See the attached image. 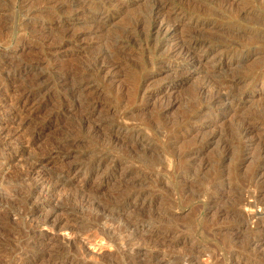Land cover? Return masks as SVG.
<instances>
[{
    "label": "rangeland",
    "instance_id": "obj_1",
    "mask_svg": "<svg viewBox=\"0 0 264 264\" xmlns=\"http://www.w3.org/2000/svg\"><path fill=\"white\" fill-rule=\"evenodd\" d=\"M154 1L0 0V264H264V176L249 172L264 117L253 138L228 133L264 108V0H160L162 31L133 28ZM187 28L206 42L194 59ZM21 62L43 77L25 83ZM64 73L83 75L89 119ZM222 80L231 104L209 100Z\"/></svg>",
    "mask_w": 264,
    "mask_h": 264
},
{
    "label": "bare ground",
    "instance_id": "obj_2",
    "mask_svg": "<svg viewBox=\"0 0 264 264\" xmlns=\"http://www.w3.org/2000/svg\"><path fill=\"white\" fill-rule=\"evenodd\" d=\"M55 2H58V0H54ZM61 1V3H62V7L63 8H71V7H73L74 5H75V3H78L80 0H60ZM95 1V0H94ZM51 3V2H50ZM59 4V3H58ZM96 4V3H95ZM105 4V0H99V3H98V5H97V7L99 6V7H101V5H104ZM60 5V4H59ZM95 6V5H94ZM60 7V6H59ZM104 7V6H103ZM162 7H163V5H162V2L160 1V0H155L153 3H152V5H151V8H150V10H149V12H147L146 13V15H142V16H140L138 19H137V21H136V24L133 26V28L135 27V29H136V27H137V25H144L145 24V22L147 21V29L146 30H148V31H152V29H155V32L156 33H159L160 31H162V28H163V26H164V24H162L163 22H158V24L156 25V26H154V21H155V19H156V17L158 16V14L160 13V12H162ZM64 11H65V9H64ZM247 11V10H246ZM156 21H157V19H156ZM166 21L168 22V24H166L167 26L166 27H168L170 24L169 23H172L171 22V20H169V19H166ZM172 25V24H171ZM139 27H141V26H139ZM166 27H164V28H166ZM169 28V27H168ZM187 30V36H185V38H184V41L183 42H181L180 43V51L182 52V54L184 55L183 56V58H185V59H194V58H197V56H198V54H197V52L201 49H203V48H205V43L203 42V41H200V40H194L193 39V37H194V35H193V33H192V31H193V29H191L192 31H190L188 28L186 29ZM147 31V32H148ZM194 32V31H193ZM256 36L257 37H259V38H261V37H264V31H258V32H256ZM0 37H1V35H0ZM63 38V37H62ZM198 38V37H197ZM1 39V38H0ZM196 39V38H195ZM200 39V38H199ZM204 39V38H203ZM116 44H117V42H116ZM206 46H207V44H206ZM122 54H123V51L121 50V49H116V50H113L112 52H108V51H105L104 53H102L101 55H97V56H95L92 60H91V62H90V64L89 65H86L85 67H86V69L87 70H100V69H102L103 68V64H102V62H103V59H107L106 60V63H110V64H112V65H116V64H118V62H120V60H121V58H122ZM184 60V59H183ZM22 63V62H21ZM20 66H19V70H20V72H19V75L20 76H18V77H20L21 79H23L24 80V82L26 83V80H28L29 81V79H30V77L31 76H33V78L37 81V80H39L40 78H42L43 76L40 74V73H36V74H34V75H32L31 73H33L32 72V70H33V68H34V65L32 64V63H30V62H26V63H22V64H19ZM105 65V64H104ZM66 72H67V70H66ZM71 72V71H70ZM78 74V73H77ZM76 73H73V74H71V73H64L62 76H60L61 77V81H62V83H63V85L64 86H69V89H70V92H72V93H75V94H77V98L79 99V101H80V103L81 104H84L85 105V112H86V117L88 118V117H90L91 116V114L92 113H94L97 109H99L98 108V104L96 103V102H94V101H92L90 98H86V99H83L82 97H80V95H79V91L78 90H80V88H78V84L77 83H79V82H81L82 80H83V75H77ZM33 80V79H32ZM223 81V80H222ZM229 80H227V82H228ZM235 81H237V80H235ZM24 82H22V83H24ZM35 82V81H34ZM227 82H218V84L217 85H215L216 86V88H215V90H213L211 93H210V95H209V100L210 99H216V100H221V101H223L222 103H227V104H231L232 102H233V100H234V98L236 97V95L237 94H235L236 92H232V90H230V89H232V83L231 84H228ZM18 83V82H17ZM20 83V86L22 85V83L21 82H19ZM29 83V82H28ZM37 83V82H36ZM73 83V84H72ZM23 85H25V84H23ZM27 85V84H26ZM32 85V84H31ZM34 85H36V84H34ZM81 85V84H80ZM209 84H207V86H208ZM37 86V85H36ZM206 85H205V87H207ZM232 86V87H231ZM19 87V86H18ZM26 87V86H25ZM35 87V86H34ZM204 87V86H203ZM203 87H201L199 90H200V93H201V90H202V88ZM16 89V88H15ZM222 89H226L227 90V92H221V90ZM21 93V92H20ZM16 94V93H15ZM19 94V93H18ZM202 94V93H201ZM239 95H241V93L239 94ZM87 97V96H86ZM240 97V96H239ZM76 98V97H75ZM19 100V99H18ZM26 100V99H25ZM74 100V99H73ZM77 100V99H76ZM15 104V103H14ZM25 102L21 105V103H20V106H18L20 109H21V111L23 110V109H25ZM100 107V106H99ZM226 107H227V105H226ZM15 108V107H14ZM18 108V109H19ZM65 108V107H64ZM71 108V107H70ZM16 109V108H15ZM19 109V110H20ZM34 109V108H33ZM68 109V108H67ZM84 113V112H83ZM20 115V114H19ZM83 116V115H82ZM259 116V117H258ZM238 117V121H237V125H235V128H233V130H230V131H228V133H233V135H235L234 137H235V139H236V141L239 143V142H241L240 140H242V139H244V138H250V137H252L253 136V134L254 133H256L255 131H256V129H257V126L255 127L254 125H251L253 122L252 121H254V120H258V119H260V121H261V118L262 117H264V108H261L260 110H259V112H258V115H254V114H249V115H245V116H237ZM82 118V117H81ZM84 118H85V115H84ZM83 119V118H82ZM89 119V118H88ZM81 120V119H80ZM262 120H264V118H262ZM82 121V120H81ZM81 123H83V122H81ZM80 123V124H81ZM42 125H43V123L39 126L40 128H42ZM93 125V124H92ZM82 126V125H81ZM91 127V130L92 131H97V130H101V126L100 125H97V124H94L93 126H90ZM90 127H89V129H90ZM34 129V128H33ZM41 131V130H40ZM8 132V131H7ZM9 133V132H8ZM175 133V131L173 132V134ZM220 134V133H219ZM223 134V133H222ZM2 135V132H0V136ZM214 135V134H213ZM218 134H216V135H214V136H210V138H208L207 140L205 139V138H202L201 140H200V143H210L211 141H213L214 140V138L217 136ZM255 135V134H254ZM220 136V135H219ZM217 138H218V136H217ZM222 139H223V137H221ZM253 138V137H252ZM256 138V137H255ZM0 139H2V136L0 137ZM261 140V139H260ZM258 142L259 141V138H257V139H255L254 140V142ZM262 141V140H261ZM261 141H260V145H261V147H259L257 150H258V152H257V150L255 151V152H257L256 154H254V159L252 160V161H254L252 164H253V166L251 167V169L249 170V172H252L251 174H253L256 178H258V176H264V173H261V172H264V169H262L261 168V166L262 165H264V144H262V143H264V142H262L261 143ZM197 143V142H196ZM222 143H224V147H225V150H224V155H223V157L222 158H229L230 157V153H231V151H232V149H233V147H235L234 146V144L233 143H231V142H226V140H224ZM259 143V142H258ZM257 144V143H256ZM255 144V145H256ZM259 146V145H258ZM193 153H194V148H184L183 150H181L180 152H179V155H177V157H178V159L180 158V159H184L185 157H188V156H191V155H193ZM251 155H253V153L251 154ZM221 157V156H220ZM220 157H217V158H220ZM216 158V159H217ZM179 159V160H180ZM39 160V159H38ZM181 160V161H182ZM221 160V159H220ZM218 161V160H217ZM216 161V162H217ZM36 162V161H35ZM36 164V163H35ZM34 164V165H35ZM37 164H42L41 163V161L40 162H38ZM36 164V165H37ZM83 167H85V165H82ZM82 166H79L78 168H82L83 169V167ZM94 166V165H93ZM38 167V166H37ZM99 167V165H96L95 166V168L97 169ZM70 168H72V166L71 165H69V167H66V168H64L63 170H61V174L62 173H66V171L68 170V169H70ZM34 169V168H33ZM85 170H89L90 169V167H86V168H84ZM189 171V169H186V170H184V172H188ZM86 172V171H85ZM262 178V177H261ZM39 182V181H38ZM59 182V178H57L56 179V181H55V184H59L58 183ZM46 183H48V182H45V181H42V182H40V183H35V186H36V188L34 187L33 188V190L32 191H37V190H40L41 191V195L40 196H38L39 198V200L40 199H43V197L46 195V194H48L51 190H50V188L46 185ZM51 186V185H50ZM57 187V186H56ZM39 188H42V190L41 189H39ZM133 191V190H132ZM31 193V192H30ZM34 193V192H33ZM126 194V193H125ZM134 195V194H133ZM37 197V196H36ZM38 200V201H39ZM44 200V199H43ZM43 200L42 201H40V204H43ZM48 203V202H47ZM51 205H56V204H54V202L53 201H51ZM56 203V202H55ZM48 204H50V203H48ZM117 205V204H116ZM128 205V204H127ZM55 207V206H54ZM109 207V206H108ZM121 207V206H120ZM110 208V207H109ZM113 208H114V206H113ZM118 208V207H117ZM116 208V209H117ZM57 209V208H56ZM119 209V208H118ZM107 210V209H106ZM48 222V217L46 216V217H44V219H43V223H47ZM142 222V221H141ZM130 225L132 226V227H134L135 228V225L134 224H131L130 223ZM127 227H129V226H127Z\"/></svg>",
    "mask_w": 264,
    "mask_h": 264
}]
</instances>
